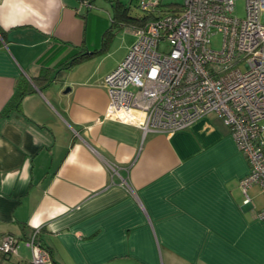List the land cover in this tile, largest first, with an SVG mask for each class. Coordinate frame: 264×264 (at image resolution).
<instances>
[{
    "label": "crops",
    "instance_id": "1",
    "mask_svg": "<svg viewBox=\"0 0 264 264\" xmlns=\"http://www.w3.org/2000/svg\"><path fill=\"white\" fill-rule=\"evenodd\" d=\"M75 2L0 0V112L42 57L99 46L110 24ZM97 57L0 118V238L23 245L0 264L30 263L34 229L54 264H264V195L253 186L241 206L249 166L221 118L146 134L108 119L118 62L83 67Z\"/></svg>",
    "mask_w": 264,
    "mask_h": 264
},
{
    "label": "built area",
    "instance_id": "2",
    "mask_svg": "<svg viewBox=\"0 0 264 264\" xmlns=\"http://www.w3.org/2000/svg\"><path fill=\"white\" fill-rule=\"evenodd\" d=\"M93 9L91 0H75ZM183 0L178 11L161 14L137 36L122 63L104 79L109 103L106 118L143 133H172L195 120L216 115L229 129L249 166L240 180L241 206L257 186L264 195V0ZM159 0H140L151 12ZM221 35V48L211 39ZM255 218L264 220V209ZM36 233L24 241L29 264H54ZM14 235L0 238V254L17 253Z\"/></svg>",
    "mask_w": 264,
    "mask_h": 264
},
{
    "label": "trees",
    "instance_id": "3",
    "mask_svg": "<svg viewBox=\"0 0 264 264\" xmlns=\"http://www.w3.org/2000/svg\"><path fill=\"white\" fill-rule=\"evenodd\" d=\"M94 0H91L93 3ZM132 0L122 1V0H111V15L109 14V27L103 32L99 46L97 48H93L92 50L87 49L85 46L81 47H73L70 46L68 52L64 55V57L56 63L55 66H52L47 61L46 57H42L39 59L36 64L38 65L40 72L38 75L31 78L30 81L23 79L17 83L15 88V92L9 102L5 105L3 110L0 112L1 117H7L13 111L20 110V104L23 97L28 93H33L35 91H42L47 87H50L52 84L61 82L63 77L71 71L74 67L82 64L86 60L94 57L101 56L104 54L110 45L112 38L116 35V33L121 32L123 29L136 30L139 28H144L149 22L156 20L163 13L178 11L181 7V4H170L163 5L158 3V5L150 12L141 11L138 6V10L142 13H131V5ZM77 3V2H76ZM159 8V9H158ZM85 8H82V10ZM94 9V8H93ZM91 9V10H93ZM89 9H85V11L81 13L80 17L85 19L86 15L91 11ZM79 16V15H77ZM67 45V44H62ZM58 51V49H57ZM40 229H34L32 234L36 233L35 239L38 238V234L40 233ZM30 235V234H29ZM28 235V236H29ZM25 235L24 239L28 240L30 237ZM17 238V237H16ZM18 239V238H17ZM19 240V239H18ZM46 251L49 252V249L43 245H41ZM2 255V254H0ZM6 257V255H2ZM52 258V257H51ZM53 263H55L53 261Z\"/></svg>",
    "mask_w": 264,
    "mask_h": 264
},
{
    "label": "rangeland",
    "instance_id": "4",
    "mask_svg": "<svg viewBox=\"0 0 264 264\" xmlns=\"http://www.w3.org/2000/svg\"><path fill=\"white\" fill-rule=\"evenodd\" d=\"M111 0H95L94 2V9L89 12V14L98 16L102 19H105L109 23V15H111V6H110ZM128 1V0H123ZM165 3H181V0H164ZM76 3V2H75ZM77 5V4H76ZM139 6V0H133L131 5V13L138 14L142 13L140 10H138ZM78 8V6H75V8ZM236 15L239 17L244 16V1L239 0L236 3ZM85 9H83V12ZM108 13V14H107ZM137 40L136 34L129 29H123L121 32L116 33V35L112 38L108 50L102 54L100 57H97L95 61L90 62L89 64H86V68H91L95 65V63L102 61V68L108 69L117 62V66L115 69L122 63V61L127 56L130 46H132ZM211 45L214 50H219L221 48V35L217 34L212 37L211 39ZM19 249L23 250V245L21 244L19 246ZM27 256L30 258L31 261V254L29 252L26 253Z\"/></svg>",
    "mask_w": 264,
    "mask_h": 264
}]
</instances>
